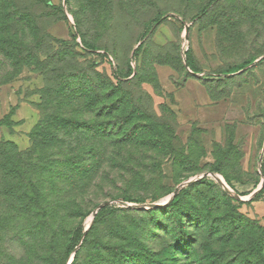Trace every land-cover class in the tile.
<instances>
[{
  "label": "rangeland",
  "instance_id": "374dc122",
  "mask_svg": "<svg viewBox=\"0 0 264 264\" xmlns=\"http://www.w3.org/2000/svg\"><path fill=\"white\" fill-rule=\"evenodd\" d=\"M0 141V264H264V0H0Z\"/></svg>",
  "mask_w": 264,
  "mask_h": 264
},
{
  "label": "trees",
  "instance_id": "16d2710c",
  "mask_svg": "<svg viewBox=\"0 0 264 264\" xmlns=\"http://www.w3.org/2000/svg\"><path fill=\"white\" fill-rule=\"evenodd\" d=\"M206 9H207V6H205L203 8H200L198 12H204ZM57 44H59L61 46V50H63L64 47L66 46V43H64V42H59ZM36 66H37L38 69H41L43 71L46 69L45 66L43 64H40V63H37ZM51 70H53V69H51ZM6 147H8L7 143H3L2 141H0V151L2 149H5ZM166 153L167 154H173L174 152H173V149H167ZM15 167H16V165L14 166V171H15L14 172V174H15L14 177H17V178L14 179L15 183L11 184V187H13V188L22 186V179H23V176L20 173L21 169L17 168V167L15 168ZM130 170H131V172H132V174L134 176H138V175L143 174L142 169L138 168L137 166L133 167ZM263 175H264V173H263ZM18 180H19V182H18ZM26 183H28V186H30L33 190L37 191V188L33 185L31 179H28V181H26ZM203 184H204V182L201 181V182H198V183L194 184L193 187L200 186V185H203ZM262 193H264V186L258 192V194H262ZM186 194H187V190L182 189L162 209L165 212H169L170 211L176 216L178 214V212H179V207H180V205L183 202V198H184L183 196L186 195ZM12 201H13L12 200V195H9V197H8L9 208H11ZM124 201L125 202H130V200H124ZM141 202H143V201H141ZM29 203H30V206L33 207V208L41 207L40 200L37 199V198H34V197H31L29 199ZM97 207H99V206H97ZM92 212H94V211H92ZM120 213L121 212H119V210L114 209L112 207H108V206H103L97 211V213L94 215L92 224L90 225L89 229L86 232H83L82 234L79 235V237H78V239L76 241V244L74 245V247L70 251L71 255L74 253L73 260H72L71 264H78V263L80 264V260L83 259L84 257L86 258V256L83 254L84 253V249H86L88 247V245L90 244L91 236L93 234L92 232H94L95 226L97 224H100V223H105V224H107V226L112 225L114 222L118 223L119 222ZM42 220H43V216L40 217V221H38L37 226H40V222ZM160 223L161 222H159V224ZM158 226H160V225H158ZM184 234L186 235L185 239H182L185 242L184 243V248L188 249L189 241L193 240L196 237V235L193 234V233H184ZM105 247H111V246L105 245L103 247L104 249H102L103 251L105 250ZM105 252L106 251H104V254H106ZM176 252H178V251L177 250L175 251L174 249L171 250L172 259H174V257L176 256L175 255V254H177ZM100 254H102V255H100L101 258H103L105 256V255H103V253H100ZM115 254H116V256H118L119 252H116ZM82 255H84V257ZM119 258L122 261L126 262L124 264H135L134 262H137V261L141 262L143 264H145V263H148V264H163L162 261H159L158 263H156L154 258L150 255V252L147 249H145V248H141L138 253L137 252H133V251L125 250V252H123V254L119 255ZM96 263L100 264V260L97 259L94 264H96Z\"/></svg>",
  "mask_w": 264,
  "mask_h": 264
},
{
  "label": "water",
  "instance_id": "95a60500",
  "mask_svg": "<svg viewBox=\"0 0 264 264\" xmlns=\"http://www.w3.org/2000/svg\"><path fill=\"white\" fill-rule=\"evenodd\" d=\"M202 178V177H201ZM201 178H199V179H201ZM264 186V179H263V181H262V184L261 185H259L258 187H257V189L252 193V195L253 194H255V193H257V192H259L261 189H262V187ZM176 194H173L172 195V197L170 198V201L173 199V197L175 196ZM167 205V204H166ZM101 207H103V206H99V207H97V209L95 210V212L92 214V217H91V221H93V218H94V215L97 213V211L101 208ZM159 206L157 205V206H154V207H152L153 209L154 208H158ZM89 229V227L85 230V232L87 231ZM83 239V238H82ZM73 256H74V253L71 255V261L68 263V264H71V262H72V260H73Z\"/></svg>",
  "mask_w": 264,
  "mask_h": 264
},
{
  "label": "bare ground",
  "instance_id": "6f19581e",
  "mask_svg": "<svg viewBox=\"0 0 264 264\" xmlns=\"http://www.w3.org/2000/svg\"><path fill=\"white\" fill-rule=\"evenodd\" d=\"M217 179H218L222 184L226 185L225 182L223 181L222 177L217 176ZM228 190H230V188H228ZM171 197H172V196H170V198H171ZM170 198H169V199H170ZM169 201H170V200H169ZM70 261H71V260H70ZM70 261H69V262H70Z\"/></svg>",
  "mask_w": 264,
  "mask_h": 264
}]
</instances>
